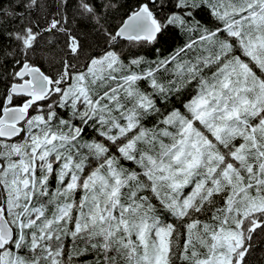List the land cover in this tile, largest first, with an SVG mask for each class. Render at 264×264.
<instances>
[{"label": "snow or ice", "instance_id": "1", "mask_svg": "<svg viewBox=\"0 0 264 264\" xmlns=\"http://www.w3.org/2000/svg\"><path fill=\"white\" fill-rule=\"evenodd\" d=\"M0 264H264V0H0Z\"/></svg>", "mask_w": 264, "mask_h": 264}]
</instances>
